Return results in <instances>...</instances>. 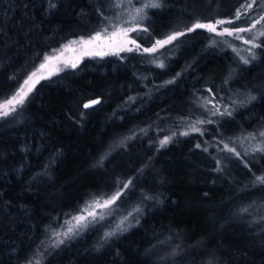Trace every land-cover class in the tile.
Instances as JSON below:
<instances>
[{
	"label": "trees",
	"instance_id": "1",
	"mask_svg": "<svg viewBox=\"0 0 264 264\" xmlns=\"http://www.w3.org/2000/svg\"><path fill=\"white\" fill-rule=\"evenodd\" d=\"M243 2L163 0V8L149 9L146 25L163 35L196 18H228ZM24 3L0 0V101L45 54L104 26L96 9L103 6L110 20L118 0H59L51 14L41 10L47 0H27L26 11ZM212 35L205 29L188 33L166 46L158 60L137 52L87 59L39 83L19 123H0V264H15L37 245L41 252L52 229L93 196L114 191L116 177L133 179L136 194L118 202L115 212L140 208L139 223L133 220L107 242L102 237L110 226L91 227L40 264H264V189L253 185L255 177L238 159L219 151L223 145L217 147L223 139L243 153L258 144L259 137L244 138L264 125V99L254 91L258 99L237 107L233 117L207 116V107L213 108L206 103L228 107L245 100L249 90H264V54L257 50L259 59L243 65L223 44L210 46ZM137 36L145 47L155 38ZM229 69L234 75L224 84ZM152 76L156 80L149 81ZM97 98V107L83 109ZM198 118L218 121L219 127L206 124L203 136H177L159 146L179 123ZM216 159L225 171H214ZM254 164L259 176V154ZM141 190L157 199L141 204Z\"/></svg>",
	"mask_w": 264,
	"mask_h": 264
},
{
	"label": "snow or ice",
	"instance_id": "2",
	"mask_svg": "<svg viewBox=\"0 0 264 264\" xmlns=\"http://www.w3.org/2000/svg\"><path fill=\"white\" fill-rule=\"evenodd\" d=\"M137 4L139 6H137ZM127 5L128 20L114 17L113 20L110 21L107 16H104L103 6H101L96 9V12L102 18L104 26L99 30H94L87 36H79L75 40L68 41L62 49L53 50V54L51 55L45 54L39 66L27 75L23 82L20 83L19 87L10 96H6L0 101V118L15 113L20 106L24 105L26 99L29 97L30 93L33 92L40 80L62 71L63 68L61 65H63V67L76 69L85 56L103 57L109 53L119 55L122 52H137L152 55L158 53L161 49H166V46L172 45L173 42L178 41L180 37H185L188 33L196 32V30L199 29H205L208 33L213 34L209 37L210 46L219 47L223 44L225 48L231 49L232 52L236 53L239 57V61L242 62L243 65L251 66L259 59L257 50L264 54V0H244L228 18L208 19L206 21L196 18L190 25L185 24L183 30H172L163 35L152 33L151 29L144 23L149 16V9H161L164 7L163 0H147V2H143V0H127ZM58 7L59 0H56V2L47 0V9L42 8L41 10L45 11L47 14H51V10L57 9ZM114 7H121V5H114ZM27 8L28 3L27 0H25L22 10L26 11ZM257 9H260V13L254 16L253 14L256 13ZM258 25H261V27L257 28ZM254 29L256 32L254 35H251ZM2 32L3 28L0 27V33ZM137 32L148 33L150 37H155L150 41V46L145 47L138 39L132 38L130 34ZM217 38H220L219 41ZM234 41H242L243 44L247 46L244 49L248 53L247 56H241L239 54V50ZM67 52H72L73 55L67 56ZM158 66L161 68L165 67L163 61H159ZM233 75L234 72L229 69L228 75L224 78L223 83L228 84ZM174 82L173 79L166 83L171 84ZM261 87L264 88V86ZM207 91L216 95V93L213 92V87H209ZM221 91H223V89H221ZM254 91L259 92V98L264 99V90L255 88L247 92L245 100L234 101L223 111L218 108L209 110L211 116L233 117L234 113L237 111V107H247L258 99V96L253 94ZM129 99H131V97ZM99 103V99H91L84 104V107L88 108ZM208 103H212V101L209 100ZM197 124H216L217 127H219L218 121L207 118L198 120ZM190 129L192 132L199 133L201 136L207 131V129L197 127L196 125L190 126ZM181 134L187 136L189 133L185 131ZM217 135H222V133H217ZM258 137V144L250 149H245L243 153L238 151L237 147L230 146V143H225L223 139L219 140L217 147L219 148L220 145H223L222 148H219V151L230 153L233 157L238 159L244 165L245 169L255 177L252 181L253 185H259L264 189V171H262L259 176H255V173L252 171L255 166L254 161L256 154H259L260 159L264 160V125L259 129L248 132L247 137L244 139L257 140ZM213 139L215 140L216 137L214 136ZM170 142H172V137L166 135L160 140L159 146L164 147ZM195 147L199 149L202 147V144L197 143ZM203 150L205 152L208 151L207 148ZM249 157H251V161ZM103 158L105 157H102V159ZM215 163L217 167L214 171H225L220 159H216ZM21 167H23V165H21ZM113 184L115 190L111 193H101L93 196L90 203L85 201L84 205L77 209L76 214L70 217L68 227L61 225L62 231H57L54 228L52 229V233L56 237V239L52 241V247L59 248L61 245L65 244L67 240L79 235L83 229L88 228L90 225L105 221L106 216L111 215L113 210L118 207V202L123 203L125 198L136 194L134 181L131 178L126 181H121L119 177H116ZM205 195H207V193H205ZM140 197L141 204L145 201H154L157 199L155 195L147 194L143 190L140 192ZM11 205L12 202L9 200L5 206L11 207ZM241 211L246 212L247 209L244 208L241 209ZM136 212L139 214L141 209L137 208ZM129 215H131V213H129ZM126 219L127 217H125V220ZM133 219L137 224L139 223V220L135 216ZM130 226L131 225H128L127 227ZM49 227H51V225L46 226V228ZM127 227H125L124 222L121 221V224L113 231L106 232L102 240L107 242L118 233L122 234L124 231H127ZM41 244H43V241H41ZM40 247L41 245H37L36 250H34L31 255L18 258L15 264H40V261H34L33 259V257L38 254L41 256V259L44 258V254L40 252ZM98 247H102V245H98ZM9 251L18 255L15 248H10ZM173 254H176L175 250Z\"/></svg>",
	"mask_w": 264,
	"mask_h": 264
},
{
	"label": "rangeland",
	"instance_id": "3",
	"mask_svg": "<svg viewBox=\"0 0 264 264\" xmlns=\"http://www.w3.org/2000/svg\"><path fill=\"white\" fill-rule=\"evenodd\" d=\"M143 2H147V0H143ZM117 5H121V7H117V11H116V13H115V15L112 17V18H110V21L111 20H113V18L114 17H116V18H119V19H123V20H128L129 19V16H128V11H127V8H128V5H127V0H118V3H117ZM137 6H139L138 4H137ZM260 13V9H257L256 10V13H254V16L255 15H258ZM148 18H147V20H145L144 21V23L145 24H147V22H148ZM261 27V25H258L257 26V28H260ZM207 31V30H206ZM255 32H256V30L254 29L253 30V32L251 33V35H254L255 34ZM140 32H137V33H131L130 35L132 36V38H135V39H137V35L139 34ZM220 39V38H219ZM234 43H235V45H236V47L238 48V50H239V54L241 55V56H247L248 55V53L244 50L247 46L246 45H244L243 44V42L242 41H234ZM169 46V45H168ZM63 47H61L60 49H62ZM59 49V50H60ZM163 49H161V50H159V52L158 53H156V54H152L151 56L154 58V59H156V60H158V59H160V55H159V53L162 51ZM51 54H53V53H51ZM51 54H49V55H51ZM124 54H129V52H122V53H120L119 55H115V54H112V53H109L108 55H106V56H103V57H99V56H85V57H83L82 58V60L80 61V63L78 64V66L83 62V61H85V60H101V59H104V58H107V57H112V56H115V57H119V56H122V55H124ZM66 55L67 56H72L73 55V53L72 52H67L66 53ZM156 57H158V58H156ZM166 57V55H163V57L162 58H165ZM167 58L169 59L170 58V55L169 54H167ZM42 62V61H41ZM159 61H156V63H158ZM39 66V65H38ZM37 66V67H38ZM36 67V68H37ZM61 67L63 68V70L62 71H60V72H58V73H55V74H53L52 76H50V77H46L45 79H42V80H40V82L39 83H41L42 81H45V80H49V79H51V78H53V77H55V76H57V75H59V74H61V73H63V72H65V71H69V70H73L72 68H70V67H63V65H61ZM35 68V69H36ZM34 69V70H35ZM33 70V71H34ZM32 71V72H33ZM152 80H156V77H154V76H152L151 78H149V81H152ZM38 83V84H39ZM37 84V85H38ZM36 85V86H37ZM35 86V87H36ZM35 89V88H34ZM31 94V93H30ZM27 100V99H26ZM206 103H208V102H206ZM211 106H212V108H213V110H215V109H220L221 111H223L224 109H226L227 107H225V106H223L222 104H220V103H214V104H211V103H209ZM24 105H25V103H24ZM24 105H22V106H20L18 109H17V111L15 112V113H13V114H11V115H9V116H7V117H3V118H0V123L1 124H15V123H19L21 120H20V118H21V113H22V109H23V107H24ZM204 107H206V105H204ZM207 110L209 111L210 109L207 107ZM206 112V114H207V111H205ZM211 116V114H210V112L207 114V116ZM209 116V117H210ZM198 120H201L200 118H198V119H193L192 121H190V122H188L187 124H184V123H179L178 125H177V127L176 128H174L173 129V131H172V133H170V134H168L167 136H171L172 137V139H174V138H176L177 136H185V135H182L181 133H183V132H185V131H187L189 134H197V133H195V132H192L191 131V129H190V126H192V125H196L197 127H201V128H203L204 127V125H200V124H197V121ZM9 126V125H8ZM163 138H161V140H162ZM252 144V143H251ZM255 146V144H253V145H251L250 147H254ZM128 146H126V147H124L123 148V150H126V148H127ZM115 210H117V208H115L114 210H113V212H112V214L111 215H109V216H106V220L105 221H101L100 223H98V224H94V225H90L88 228H85V229H83L81 232H80V234H82L83 232H85L86 230H88L89 228H91V227H94V226H110L111 228H110V230L108 231V232H110V231H113L118 225H120L121 224V221H123L124 222V226L125 227H127L128 225H132L133 224V217L135 216V214H136V209H135V207H133V208H129V209H127L124 213L122 212V213H118L117 211L115 212ZM129 213H131V215H129ZM76 214V213H75ZM75 214H73V215H75ZM71 217V216H70ZM70 217L69 218H67V219H65L63 222H62V224L61 225H63L64 227H68L69 226V221H70ZM125 217H127V219L125 220ZM110 220V222L108 223V221ZM60 225V226H61ZM58 227L56 230L57 231H62L63 229L61 228V227ZM128 228V227H127ZM79 234V235H80ZM79 235H76L74 238H72V239H70V240H67L66 242H65V244L67 243V242H69V241H71V240H73V239H75V238H77ZM56 239V237L53 235V233L51 232L50 233V235H49V238L47 239V241L45 242V244H44V246H43V248H42V253L44 254V258L49 254V253H51L52 251H54V250H56V249H58V248H55V247H52V241L53 240H55ZM65 244H63V245H65ZM63 245H61L60 247H62ZM59 247V248H60ZM35 261H42V259H41V256L38 254V256H37V258L35 259Z\"/></svg>",
	"mask_w": 264,
	"mask_h": 264
},
{
	"label": "water",
	"instance_id": "4",
	"mask_svg": "<svg viewBox=\"0 0 264 264\" xmlns=\"http://www.w3.org/2000/svg\"><path fill=\"white\" fill-rule=\"evenodd\" d=\"M97 99H99V98H97ZM100 100V102H101V99H99ZM89 101V100H88ZM88 101H86L84 104H86ZM84 104H83V109H85V110H91V109H94L95 107H97L99 104H96V105H92V106H90V107H88V108H85L84 107Z\"/></svg>",
	"mask_w": 264,
	"mask_h": 264
}]
</instances>
